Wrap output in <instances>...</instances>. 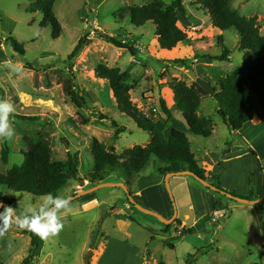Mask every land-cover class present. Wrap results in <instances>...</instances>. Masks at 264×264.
<instances>
[{"label":"rangeland","instance_id":"1","mask_svg":"<svg viewBox=\"0 0 264 264\" xmlns=\"http://www.w3.org/2000/svg\"><path fill=\"white\" fill-rule=\"evenodd\" d=\"M34 1L0 0V40L12 38L23 49V55H20L13 50L10 42L0 43V100L8 101L15 109L10 118L15 134L11 141L0 143L1 173L23 162L22 152L26 150L23 134L31 136L37 132L43 133L52 147L55 160L64 161L68 153H77L78 173L83 179L93 169L90 154L92 138L106 147L112 146L116 154L134 146L144 147L150 141L147 132L137 128L131 119L119 112L107 84L95 77L94 69L98 65L118 68L121 73H125V83L133 87L129 93L131 103L153 120L164 117L159 107L160 97L169 106L173 103L171 90L160 85L175 78L189 86L194 82L204 81L209 75H227L242 66V53L238 52L239 39L236 31L229 29L218 32L214 29L206 10L196 4V0H183L185 14L177 12V26L187 34L189 42L168 53L157 48L153 24L146 23L137 28L131 24L128 16L120 19L118 11L126 7L145 6L153 1L168 6L174 0H55L53 13L61 26L58 39L52 38L50 26H40L43 20L40 12L27 11ZM231 7L245 18H255L260 34L264 36V0H232ZM99 32L118 40L134 39L138 45L137 51L142 56L131 57L128 51L117 49L99 39ZM84 33L88 35L89 42L68 63V56ZM223 47L230 51L228 62L208 59L219 56ZM176 59H187L190 68L172 64L170 67V61ZM69 64L72 65L74 85L86 100L88 109L74 107L62 91L60 73L63 72V77H66ZM26 65L34 70L26 68ZM193 75L198 78H193ZM257 98L252 96L256 113L260 110ZM203 104L202 113L211 120V127L215 131L210 138L191 136L182 124L179 112L174 111L172 124L186 132L192 151L197 156L203 154V151L225 153L228 142L234 140V137H231L213 112L215 104L209 101H204ZM94 111L109 117L120 128L124 127L125 131L114 139V129L110 123L98 120ZM16 116L35 117L37 120H22ZM80 116L88 120L87 125H81ZM261 116L256 117L253 123L264 121V116ZM260 129L254 145L258 146L257 152L261 154L264 150V124ZM168 135L166 132L165 137ZM255 135V132L249 134L248 139ZM147 175V179H152L156 174L151 167H147L139 177L144 181ZM155 177L162 180L163 185V178ZM188 179L189 184L212 195L213 205L216 201H221L223 210L217 212V217L212 213L206 218L208 225L205 228L209 235L187 237L198 247L196 249L205 248L192 264H264V250L261 249L260 240V236L264 238V200L255 206H244L221 192L206 189L193 177ZM136 182L135 179L130 189ZM105 183L126 185L123 175L118 173L110 175ZM216 184L220 186V179ZM163 187L173 209L177 204L181 212L187 213L189 194L184 187H181L182 190L178 188L175 193L177 188L174 180L170 181L169 189L165 184ZM90 188L92 187L87 181L82 184L71 180L58 195L69 198ZM0 193L6 196L4 199L15 204L17 215H32L28 211L30 208L38 213L43 204L40 197L15 193L3 187L0 188ZM26 196L29 198L26 199ZM93 196L98 205L89 210L80 212L78 203L73 201L69 211L58 212L63 229L58 235L44 239L40 252L31 264H85L89 252V264H124L128 253L138 255L141 251L151 255L150 264H184L186 258L195 253V247L182 240L185 236L177 235L173 229L166 233L165 224L157 218L125 206L127 197L125 198L123 189L103 187L76 200L88 197L91 199ZM235 207L247 209V212L234 210ZM248 207L258 211V218L249 212L248 209L251 208ZM101 217L104 223L97 225ZM225 221L230 222L225 225ZM256 221H259V225ZM174 226L178 228L176 224ZM150 238L152 241L149 242ZM166 242L177 245L168 248ZM29 244L28 233L13 224L0 236V264H20L28 255ZM129 264H133L132 260Z\"/></svg>","mask_w":264,"mask_h":264},{"label":"trees","instance_id":"2","mask_svg":"<svg viewBox=\"0 0 264 264\" xmlns=\"http://www.w3.org/2000/svg\"><path fill=\"white\" fill-rule=\"evenodd\" d=\"M85 1L91 2L93 0ZM231 2L232 0H196L195 2L206 10L212 27L218 32L229 29L236 31L239 39L238 52L242 53L243 62L240 68L232 70L227 75L212 74L208 76L210 84L213 86V95L209 96L206 91L195 83L188 86L183 81L172 78L160 86L171 90L173 104L169 107L163 97H160L159 107L164 117L153 120L131 103L129 93L133 87L125 83V73H121L118 68L98 65L94 69L95 77L107 84L119 112L131 119L137 128L149 134V143L144 147L134 146L123 150L120 154H116L112 146L106 147L103 143L92 138L90 154L93 159V169L88 177L83 179L79 177L78 173L79 159L77 153H68L64 161L55 160L52 155V147L43 133L37 132L31 136L23 134L22 140L26 146V150L22 152L24 160L20 165L11 167L5 173L0 172V188H6L15 193L30 194L34 197L52 193L55 197L68 186L71 180L79 181L82 184L87 181L89 186L93 187L105 183L110 175L118 173L123 175L125 186L130 191L131 183L147 167H151L153 173L161 178L168 174L187 171L203 181L208 180L210 174H207L199 165L198 160L191 151L187 134L175 128L171 130L168 137L164 136V132L169 128V122L173 118L174 111H176L181 114V120L191 136L202 139L210 138L213 132L212 122L206 116L199 114L201 104L205 100L215 104V113L225 125L231 137H234L245 124L253 121L255 106L252 96L259 98V107L264 114V36L259 32L256 19L241 16L231 7ZM54 4L55 0H35L28 6L27 11L29 13L40 12L43 16L40 26L42 28L50 26L52 38L58 39L61 34V26L53 13ZM177 12L182 15L185 14L183 0H174L168 6L153 1L141 7H126L118 11V16L120 19L128 16L131 24L137 28L146 23L153 24V37L157 48L171 51L177 46L189 42L187 34L177 26ZM98 37L117 49L128 51L133 58L142 56L137 51L138 45L134 39L118 40L102 32L98 33ZM1 42H10L13 50L23 55V49L14 39L8 38L0 40ZM88 42V35L84 33L68 56L67 62H71ZM229 56L230 51L223 47L219 56L208 59L215 62H228ZM170 63L177 67L190 68L187 59H176L170 61ZM26 68L33 69L29 65H26ZM68 68L66 77H63V72L60 73L62 91L74 107L88 109L86 100L74 85L72 65L69 64ZM160 78H162V75H160ZM94 114L97 115L98 120H106L110 123L114 129V139L125 131L124 127L120 128L109 117L100 115L96 111H94ZM16 117L28 121L37 120L35 117ZM80 118L81 125L88 124L87 119L82 116ZM232 142L233 139L228 142V149ZM223 170L220 161L219 172L212 177L210 183L218 192L223 193L225 196L230 194L232 197L247 200H256L264 196V189L260 191L257 197H254L252 192L250 195L243 197L222 190L216 183H219ZM130 195L132 196V193ZM0 202L15 208L12 201L2 198ZM220 202L219 200L215 202L214 212L216 214L223 211ZM125 203L134 208L127 198ZM102 220L101 217L100 221ZM173 224L178 227L182 225L178 218L174 220ZM164 228V232L167 233L171 229V225H164ZM25 231L29 235L30 244L28 255L20 264H31L38 250L39 237L32 232ZM187 234H189V230L181 228L180 236H186ZM166 245L168 248H173V245L169 242H166ZM204 251L205 248L196 249L194 254L186 258L184 264H192L196 261L198 255Z\"/></svg>","mask_w":264,"mask_h":264},{"label":"crops","instance_id":"3","mask_svg":"<svg viewBox=\"0 0 264 264\" xmlns=\"http://www.w3.org/2000/svg\"><path fill=\"white\" fill-rule=\"evenodd\" d=\"M162 51L164 53L170 52L167 50H162ZM169 64L171 67V63ZM193 71L195 72L196 70ZM193 78L196 79L198 78V76L193 75ZM194 83L199 85L204 91H206L209 96L214 94L212 89L213 86L212 84H210L209 78L207 79L204 78V81L194 82ZM171 95L173 96L172 92ZM203 102L200 110L201 115H203L202 113L204 106ZM259 111L261 112V115L264 116L262 110L260 109ZM259 111L257 113L256 112L254 113L255 117L252 122L245 124L243 128L234 135V140L230 148L227 150V152L225 153L223 152L222 154H219L218 152L216 153L211 151H203V154H200V156H197L195 153H193L194 156L196 155L195 158L198 157L200 159L198 160L196 158L199 162V165L206 171L207 174H210V176L208 177L209 182H211L212 177L219 172V162L220 161L222 162L224 170L220 177V182H221L220 187L226 190L227 192H234L241 196H248L252 192L253 196L257 197L260 191L264 189V165H263L264 150H262L260 154L259 152H257L258 146L254 145L255 138L257 137L258 132L261 130L260 126L264 124V121L255 124L253 123L255 122L256 117L257 118L262 117L261 115H259L260 114ZM213 112L215 113V109L213 110ZM174 118L175 116L173 115V118L169 122V128L164 132V136L166 132L170 134L173 128L177 130L179 129L176 126H173L172 124V121L174 122ZM182 124L186 129L185 124L183 122ZM179 131L184 132L181 129H179ZM254 132L256 133L255 137L252 136L250 139H248L249 138L248 135ZM214 134L215 131L213 130V135ZM148 143L149 142H147V144ZM155 176L157 175H154L152 179H147L149 175L145 176L146 178L142 176L143 178H145L144 181H142L143 179H141V177L138 176V178L136 179L137 181L136 184L134 185V187L130 189L131 193H133L134 195L133 199L138 204L144 206L146 209L156 212L158 215H160L165 219H170L173 215H175L176 218H178L181 221L182 225L181 227H178L179 228L178 229L172 223L171 229L175 230L177 235H180L181 228H185L189 230V234L184 238H182V240L183 239L186 240L188 244H191L190 245L191 247L193 248L195 247L194 249L198 248L194 245V242L190 241L187 237L193 236L199 238L200 236H207L210 234L209 232H207L205 228L208 225V221H206V218L212 213L217 217V214L214 212V208H213L214 205H213L212 195H210L206 191H203L202 189H199L189 184L188 178L191 177L189 175L173 176L169 178L168 179L169 183L171 180H174V182H176L177 189L175 190L176 191L175 193H177L178 188L182 190L181 187H184L185 191L188 192L189 194V199L187 201L188 204L186 208L187 213H183L180 211V206H177V204L174 205L175 208L173 209L169 196L163 187L164 178L162 185L161 184L162 180L158 179ZM3 195L4 194L0 193V200L4 197L6 198V196ZM88 198H83L82 200L76 201L78 203L77 207L80 212L83 210L84 211L89 210L90 208L98 205L94 196L91 199ZM124 205L129 206L126 203H124ZM248 208H251L248 209L249 212H252L254 217L256 216L258 218V211L256 209H253L252 207H248ZM233 209L241 210L242 213L247 212V209H243L242 207H235ZM181 213H183V216L181 215ZM229 222L230 221H225L224 224L226 225V223ZM256 222L259 225V221ZM100 223L103 224L104 220L97 221V225ZM102 238L104 240L103 235ZM260 240L262 247L261 249L264 250L263 236H260ZM150 241L151 238L149 242ZM38 242H39L38 244L39 246L35 258L42 248L44 239L39 238ZM171 245H173L174 248L177 244H171ZM125 258L126 260L124 264H129L131 260L133 264H150L151 255L148 254L147 252L141 251L138 253V255H133L131 253H128Z\"/></svg>","mask_w":264,"mask_h":264},{"label":"clouds","instance_id":"4","mask_svg":"<svg viewBox=\"0 0 264 264\" xmlns=\"http://www.w3.org/2000/svg\"><path fill=\"white\" fill-rule=\"evenodd\" d=\"M17 71H20L17 69ZM14 106L6 100H0V143L11 141L15 132L10 124V117L14 113ZM26 199L29 197L26 196ZM43 204L39 207L37 213L34 209H29L32 215H17L15 208L3 206V212H0V236L13 224L23 230L32 232L41 239H47L50 236H56L63 229L64 225L59 219L60 210L69 211L71 197L63 198L59 195L53 196L52 193L44 194L40 197ZM51 206V207H50Z\"/></svg>","mask_w":264,"mask_h":264},{"label":"water","instance_id":"5","mask_svg":"<svg viewBox=\"0 0 264 264\" xmlns=\"http://www.w3.org/2000/svg\"><path fill=\"white\" fill-rule=\"evenodd\" d=\"M184 175H189L191 177H193L196 181H198L199 183H201L205 188H208L212 191H218L215 187L211 186L209 182H206V181H203L201 179H199L198 177L194 176L192 173L190 172H179V173H173V174H168L164 177V184L166 186L167 189H169V182H168V179L173 177V176H184ZM103 187H118V188H121L123 189V191L125 192L126 196H127V199H128V202L134 206V208L144 214H147V215H151L155 218H157L161 223L165 224V225H170L175 219H176V216L173 215L170 219H165L163 217H161L160 215L154 213V212H151L145 208H143L140 204H138L134 199L133 197L130 195L127 187L124 185V184H109V183H101V184H98L96 186H93L92 188H90L89 190L83 192V193H80L78 195H75L73 197H71V202L78 199L80 196H84L86 194H92L94 193V191L100 189V188H103ZM169 192V190H168ZM227 197L229 199H231L232 201L236 202V203H239V204H242V205H248V206H253V205H256L260 202H262L264 200V196L256 199V200H247V199H243V198H239V197H232L230 195H227ZM3 206L7 207L8 205L5 204V203H2ZM1 208L3 207H0V212H1ZM85 264H89V253L88 255L86 256V260H85Z\"/></svg>","mask_w":264,"mask_h":264}]
</instances>
